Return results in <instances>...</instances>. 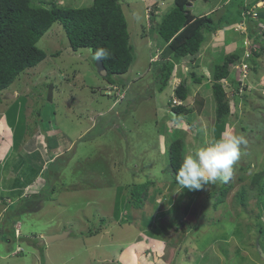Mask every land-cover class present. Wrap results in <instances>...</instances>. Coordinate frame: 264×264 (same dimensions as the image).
<instances>
[{
    "label": "rangeland",
    "instance_id": "rangeland-1",
    "mask_svg": "<svg viewBox=\"0 0 264 264\" xmlns=\"http://www.w3.org/2000/svg\"><path fill=\"white\" fill-rule=\"evenodd\" d=\"M92 1L57 0L59 4L73 7L86 6ZM146 1L121 0L136 58L130 76L104 78L98 61L93 60L92 50L73 51L62 24L56 22L38 42L48 53L47 58L28 68L6 91H0L3 92L0 98L14 112H21L26 104L32 107L33 116L28 125L34 126V122L44 117L45 122L43 120L40 126L50 127L57 137L52 144L58 143L59 133L65 141L72 139L65 152L57 150V156L46 161L49 163L47 177L46 165L35 177V181L42 183L35 189L43 187L52 196L46 200L33 199L34 204L20 201L13 207V204L9 207L13 200L10 196L16 198L19 193L16 199L23 198L30 187L16 191L17 186L11 183L19 185L27 180L24 176L18 179L19 175L16 179L12 176L13 168L5 167L11 163L8 154H12L20 141L19 128L14 127L4 142L0 140V159L5 157L1 170L4 177H0V264H130L126 255L129 248H133L137 256L134 263L142 260L140 264H165L172 258L168 264H264L260 251L264 253V203L259 206L257 198L250 197L244 209L240 199L235 201L234 197L255 171L264 168V54L259 58V69L249 70L242 79L240 92L244 91L245 97L227 90L234 111L235 132L247 140V144L241 146V156L233 166L232 177L226 183L205 185L200 194L199 190H188L189 193L197 191L191 201L187 199L189 194L182 196V192L169 200L178 189H175L177 183L168 161L172 139L167 134L173 137L175 131H182L185 155L190 149L202 146L206 139L222 134L224 127L217 123L213 126L215 103L209 82L210 66L226 52L225 48L221 49L226 44L225 35L236 42L243 37L241 42L245 43L247 39L242 33L236 36L233 28L226 29L219 39L215 38L219 31L208 33L201 54L186 57L167 87L159 91V81L153 71L164 42L156 28L151 27L173 7L174 0ZM229 2L195 0L192 9L198 15L221 10V15L228 16ZM253 5H257V0L251 2L252 8ZM249 44H244L245 51ZM153 51L158 55L155 54L154 59L150 56ZM243 69L240 74L245 72ZM188 71L203 76V82H195ZM234 75L233 71L231 76ZM186 77L191 93L185 104L193 111L175 119L171 108L174 90ZM110 83L120 87V93L127 90L113 110L116 97L104 93ZM246 85L249 89H245ZM115 95L118 98L119 94L115 92ZM229 122L224 132L231 131L232 122ZM0 132L3 138L5 131L0 129ZM36 134H29L28 138ZM44 140L46 144H41L40 148L50 157L52 154L47 151L51 147L46 137ZM160 163H165L164 169ZM25 171L34 175L31 168ZM50 182L53 187L49 186ZM143 183H147L144 191L137 186ZM224 185L229 187L228 192L225 201L218 203ZM130 191L133 195L140 193V198L133 200V203L139 201L135 206L137 211L130 205L126 208ZM145 194L150 198L143 199ZM239 210L241 215H238ZM15 217L16 221L10 222ZM13 229L15 237L9 234ZM91 229L95 232L98 229L100 233L87 235ZM65 232L64 239L52 242L46 243V239L40 242L38 237L32 239L35 234L50 236ZM151 234L168 236L170 246L162 254L151 244L159 237L149 236ZM44 243L47 246L42 252L40 246Z\"/></svg>",
    "mask_w": 264,
    "mask_h": 264
},
{
    "label": "trees",
    "instance_id": "trees-1",
    "mask_svg": "<svg viewBox=\"0 0 264 264\" xmlns=\"http://www.w3.org/2000/svg\"><path fill=\"white\" fill-rule=\"evenodd\" d=\"M193 1L174 0L173 7L163 14L162 19L155 24L157 26L151 27L156 28V31L164 42L163 50L160 52V59L156 62L157 64L153 71L154 76L156 77L157 75L159 81V91H163L167 87L177 65H181L186 57H196L201 52L208 32H214L217 29L226 30L228 28H234V25L244 19L245 11H249L251 8V2H247L248 0H230L227 6V9L230 10L228 16L220 15L219 17L212 12L198 15L193 12ZM156 7L158 8V6ZM56 22L62 24L70 45L74 50L90 48L94 54L98 47H104L111 52V58L99 60L102 67L108 72L104 78L109 80L112 79L113 75L130 76L129 71L136 58L121 0H93L90 4L81 7L59 4L57 0H0V91L10 87L28 68L37 66L47 58L48 53L38 46V42ZM261 22H264L263 8L258 9V19H253L250 15H247L248 31L246 30V34L251 40V46L249 48V56L245 60L242 59L245 57V47L240 48L238 41H232L226 46L225 54L223 53L222 57L218 61L212 62L210 66L209 82L215 103V122L221 126L227 125V118L231 114V105L227 92L231 88L226 87L224 84L232 75L231 66L235 64L241 65L242 62H246L249 65V70L253 72H256L261 66L259 58L264 54V31L263 34H259L258 31V25ZM234 33L238 36L239 32ZM155 54L157 52L153 51L150 55L153 57ZM239 70L236 71V76H233L232 88L236 91H239L242 84V80L237 77ZM188 72L195 82H203V76L198 75L194 71ZM188 77L182 79L175 88V95L183 101H186L191 93ZM245 89H247V86H245ZM200 103L203 104V101H200ZM174 104H172L171 108L176 114L175 117L172 115L175 119L180 118L184 113H191L193 111L192 107H188L185 104ZM42 122V120H39L38 125L36 124L37 126H25L26 134H22L32 135L37 133L33 142L31 138L28 143H36L35 138H38L40 141L39 146L36 147L32 144L29 146L25 145L28 141L27 138L24 140L21 138L18 146L8 156L11 159L10 165L5 164V167H12L20 178L24 176V179L27 180L26 183L21 182L19 184L21 188L17 187L16 191L21 192L23 188L30 185L29 192L26 196L16 199L20 196L18 193L16 198L12 197L13 205L11 207L14 204L20 203V201H23L21 203L27 202L34 204L33 199L39 200L43 198L46 200V198L52 196V193H46L47 189L43 187L35 189L36 186L42 184L41 182L35 181V177L43 171L47 161L45 159L46 153L40 149L41 144L43 146L46 144L44 137H46L51 147L49 150L53 152L50 157L47 156L48 160L55 154H58V151H53L57 144L51 143V141L57 140L54 136L49 137L46 134L45 129L40 126ZM40 132L44 133L41 134ZM40 134L43 136L42 140ZM181 134L182 131H175V136L173 135L171 138L172 141L169 146L168 161L174 173L175 183H177L175 179L176 173L184 157L185 140ZM58 146L61 147L59 143ZM67 148L68 146H62L64 151ZM47 153L49 152L47 151ZM47 164L49 165V163ZM1 167L3 168L4 165L0 163V169H2ZM26 168H31L34 171V175L32 176L30 172H26ZM242 168L246 169L244 166ZM46 170L47 177L49 168ZM49 186H52L51 182ZM137 186L144 191L147 183ZM228 188L225 185L222 187L220 197L218 196V203L225 201L224 198L226 197ZM180 190L183 193V195L182 193L180 195L184 196L185 193H188L190 198L191 193L187 192V189L180 188ZM201 192H204L203 188L199 190V194ZM140 193L133 195L130 191L127 206H138L139 201L133 203V200L135 198L139 199ZM249 194L252 195L250 196ZM145 196L149 197L145 194L143 199H145ZM234 197L235 201L236 198L240 199L244 209L248 207L250 197H256L259 206L260 203H264V168L255 171L250 181L247 184H243L241 189L234 194ZM234 208L236 210L238 209L235 205ZM240 210L238 215H241ZM14 219L17 218H13L10 222L16 221ZM64 229L67 230L69 228ZM98 233L99 231L95 232L91 229V232L88 231L86 234L93 236ZM9 234H13L15 237L14 229L10 230ZM86 234L83 233V235ZM151 236H155V234H151ZM157 236L162 238V235H156L155 237ZM37 237L40 242L45 240L44 236L37 234L32 239L36 240ZM46 243L40 246L42 252H44L47 246Z\"/></svg>",
    "mask_w": 264,
    "mask_h": 264
},
{
    "label": "clouds",
    "instance_id": "clouds-1",
    "mask_svg": "<svg viewBox=\"0 0 264 264\" xmlns=\"http://www.w3.org/2000/svg\"><path fill=\"white\" fill-rule=\"evenodd\" d=\"M252 1L253 0H250L249 2H252ZM258 7L264 9V0H257V5H253V8L251 6L249 11H245L244 19H242L239 23L234 25L235 27L233 28V31L234 32H239V33H242V34L245 32V34H243L244 35V39L245 38L247 39V41H245V43L241 42V39L243 37L238 41V45H239L240 48L245 47L244 44L246 45L249 42H250L249 45L251 46V40H250L249 37H247V34H246V30H247V26H248L247 15H250V17H252L253 19H258V10H255ZM152 8H155V7L152 6ZM147 10L150 11L152 9L149 6V9H147ZM205 14H208V13H205ZM150 16H151V14L148 15V17H150ZM158 21H160V20H157V22ZM154 26H157V25H154ZM258 28H259L258 29L259 30V34H262L263 31H264V22H261L258 25ZM216 31L225 32V30H223V29H217ZM214 32H210V33L208 32V33L211 34V33H214ZM208 33H207V35H208ZM248 40H249V42H248ZM204 44H205V42L203 43V45ZM249 45H248V47L246 48V51H245V56L246 57L249 56V52H248L249 48H250ZM223 48H221V49H223ZM80 49H83V48H80ZM80 49H78V50H80ZM78 50H74L73 49V51H78ZM200 54H201V52L198 55H200ZM111 55L112 54H111V52L108 49H106L104 47H98L95 50L94 54H93V60H95V61H99L101 59H105L106 60V59L111 58ZM246 57H244L242 59L245 60ZM151 58L154 59L153 57H151ZM98 65H99V69L103 68V67H101L100 62H98ZM231 68H232V72L233 71H237L238 69L241 70V69L244 68L243 70H245V72H243V74H241V76H240L241 80L243 79V77H246V75H248V73H249V65L246 62H242L241 65H236L235 64V65L231 66ZM174 74H175V72H174ZM224 84H225V86H228L229 88H231L230 90H233V92L235 91L236 93H238L239 96L245 97L246 93H244V91L242 93V92H240V89H239V91L234 90L232 88L233 87L232 84H230L228 81H225ZM241 87H242V84H241ZM8 88H10V87H8ZM105 88H104L105 89L104 93H106V95L114 94V97H116V100H115V102L113 101V106H112V109H114L117 106V104L126 96L125 92L127 90H124L123 93H120L121 92L119 90L120 87H118L117 85H113L112 83L108 84ZM247 88L249 89V87H247ZM7 89H5V90H7ZM242 89H243V87H242ZM114 90H118L119 93L117 91H114ZM115 92L117 94H119L118 98L115 95ZM174 92H175V90H174ZM0 93H3V92H0ZM8 94L11 95L10 93H8ZM186 101H183L182 99H180L176 95H175V97L173 99V102H175L174 105L185 104ZM230 105H231V114H232L234 112H233V108H232L231 102H230ZM20 113L24 116L23 124L27 127V125L29 124V119L32 118V116H33L32 107L26 104L24 106V110L21 109ZM214 114H215V110H214ZM41 115H43V112H41ZM175 116H176V114H175ZM235 116H236V114H235ZM39 120L43 121L44 117H41L40 119H38V121ZM38 121H36V123H38ZM31 122H33V121L30 120V123ZM36 123L34 122V126L36 125ZM214 123H216L215 120H214ZM228 123H229V120H227V124ZM59 135H61V134L59 133ZM62 137H64V136H62ZM66 142H68V146H69V143L71 142V139L66 141ZM58 143L60 144L59 137H58ZM246 144H247V140H246V138L243 135H237V134H234V133H229L227 131L222 133L218 138L206 139L202 146H197L194 149H190L188 154H186L183 157L182 162L180 164V167L178 168V171H177L176 176H175V179H176V182H177L178 186L181 189L200 190L205 185L215 184L218 181L219 182H225V183L228 182L229 179L232 177V174H233V166L236 164V162L239 160V158L241 156V146L242 145H246ZM62 151L65 152L63 149H62ZM55 156H57V154L52 156L51 159H49V160L47 159V161H51ZM0 163H1V165H4V159H0ZM47 167H48V164L46 163V168ZM164 168L165 167L163 166L162 169H164ZM29 189H30V187L26 190L27 193L29 192ZM10 198H12V197L10 196ZM12 204H13V200H12V202H10L9 207ZM97 231H98V229H97ZM55 234H59V233H55ZM55 234H51V235H55ZM47 236H49V235L44 236V238L46 239ZM21 250L23 251V249H21Z\"/></svg>",
    "mask_w": 264,
    "mask_h": 264
},
{
    "label": "crops",
    "instance_id": "crops-1",
    "mask_svg": "<svg viewBox=\"0 0 264 264\" xmlns=\"http://www.w3.org/2000/svg\"><path fill=\"white\" fill-rule=\"evenodd\" d=\"M146 3H148V0L146 1ZM147 6H150L149 4L147 5ZM212 13H214L216 16H219L220 17V15H221V10H213V11H211ZM207 13V12H206ZM222 16V15H221ZM222 34H224L225 35V32H223V31H220V33L215 37V38H217V39H219L220 37L222 38ZM224 40V42L226 41V44L224 43V48H226V46H228V43H230V42H232L231 40H229V37H228V35H225V38L223 39ZM164 47V46H163ZM163 47H162V49L161 50H163ZM222 47V48H223ZM161 50L159 51V52H161ZM158 52V53H159ZM151 56V55H150ZM158 55L156 54V57H157ZM182 65V64H181ZM181 65H178V66H176V69H175V72L177 73V71L178 70H180V67L179 66H181ZM236 72V71H235ZM239 72L240 71H238V74H237V77L238 78H240V76H241V74H239ZM180 76H181V74H180ZM179 76V77H180ZM236 76V75H235ZM176 77V76H175ZM253 77V76H252ZM251 77V78H252ZM228 82L230 83V84H232V86H233V76H231L230 77V79L228 80ZM4 98H6V97H4ZM3 98V99H4ZM7 99V98H6ZM212 99H213V97H212ZM1 101H3L2 100V98H0V129L1 130H3V131H5V136L3 135L2 137L3 138H0V140L2 139V141L4 142V140H5V138H7L8 137V135L13 131V129H14V127H18L19 128V136H20V141H21V138H23V140L25 139V138H27V144H25V145H30V143H28L30 140H31V138H32V142H33V139H34V137H35V135L34 136H32V137H29L28 138V136H29V134H27V135H22V134H26L25 133V125L23 124V122H24V116L20 113V111H13V109L12 108H9L5 103H4V101L3 102H1ZM96 102H98V101H96ZM22 109L24 110V106L22 107ZM113 110V109H112ZM11 112V117L9 116V113ZM234 112V111H233ZM237 113V112H236ZM235 113V114H236ZM227 120H230L231 122H232V127H230V132L229 133H234L236 130H237V128H236V125H234V122H233V120H232V114L227 118ZM36 123V122H35ZM230 123V122H229ZM37 125H38V123H36ZM214 124H216V123H214L213 122V126H214ZM36 125V126H37ZM231 125V124H230ZM234 126V127H233ZM239 126V125H238ZM221 127H224L223 129H222V133H224V129H226V128H228V125L226 126V125H223V126H221ZM10 130V131H9ZM239 132V131H238ZM0 134H1V132H0ZM234 134H236V132L234 133ZM168 135V137L169 138H172L171 136H170V134H167ZM40 137H41V140H42V138H43V136L40 134ZM54 138H56L57 139V137L56 136H54ZM11 139V138H10ZM22 140V141H23ZM35 140H36V144H34L33 146H39V143H40V141L38 140V138H35ZM72 140V139H71ZM1 141V142H2ZM20 141H18V143L20 142ZM55 141V140H54ZM14 142V141H13ZM59 142H60V144L59 145H61V147L59 148V146H58V144L55 142L54 144L56 145L57 144V146H56V148L53 150V151H57V150H62V146L63 145H65V146H68V142H66L65 140H64V137H62V136H60L59 135ZM22 143V142H21ZM20 143V144H21ZM5 145H3V147H4ZM22 146V145H21ZM11 147H9L8 149H10ZM40 149H42V148H40ZM68 149V148H67ZM3 150H5V147H4V149ZM15 150V149H14ZM29 150V149H28ZM66 151V150H65ZM7 152V151H6ZM9 152V151H8ZM42 152H43V150H42ZM162 154H163V152H164V150L162 149V151H160ZM49 153H52L51 152V150H49ZM43 155H44V153H43ZM156 155V153L154 152V156ZM8 156H9V154H8ZM45 156V155H44ZM184 156H185V154H184ZM5 157L3 156L1 159H4ZM7 159H9V157H7ZM45 159L47 160L48 159V157L47 156H45ZM5 161V160H4ZM163 161H165V160H163ZM162 165V167L165 165V163L164 164H162V163H160V166ZM2 168V167H1ZM1 170L2 169H0V177H1V175H2V172H1ZM12 172V176H14L15 178H16V176L18 175L17 173H15L14 172V170H12L11 171ZM4 177V176H3ZM3 177H1V179L3 178ZM17 178H20V176H17ZM16 178V179H17ZM15 181V180H14ZM17 181V180H16ZM12 184V186H17V187H20L19 185H17L15 182H12L11 183ZM175 189H178L177 190V192H175L173 195H170L169 196V200L171 199V198H173V196H178L180 193H181V190H180V187L176 184V187H175ZM156 192H158V191H156ZM161 193V192H160ZM159 193V194H160ZM197 194V191H194V192H192L191 193V196H190V198H189V200L191 201L192 200V197L194 196V195H196ZM195 198V197H194ZM193 198V199H194ZM133 208H135L134 206H132ZM126 208H127V205H126ZM135 210H136V208H135ZM137 211V210H136ZM187 220H189V218L187 219ZM189 224V223H188ZM143 230H145V228H143ZM184 230V229H183ZM182 230V231H183ZM181 231V232H182ZM187 232H188V228H187ZM142 235H144V234H142ZM149 236H151V235H149ZM145 237H146V235H145ZM151 237H155V236H151ZM166 237H168V236H165L164 235V237H162V238H159V239H154L155 240V242L154 241H152V243L151 244H153L154 245V247L156 248V249H158L159 250V252H160V254H162L163 252H165L166 251V248L168 247V246H170L168 243H167V238ZM141 239V236L139 237V239L138 240H140ZM160 239H162V240H160ZM143 241V240H142ZM141 241V242H142ZM148 242V241H147ZM149 244V243H148ZM167 245V246H166ZM145 246V245H144ZM175 247H177V246H175ZM162 252V253H161ZM157 254H159V253H157ZM160 254H159V256H160ZM126 255H128L129 257H128V262L130 263V264H140L141 262H142V260L141 261H137L138 263H134L135 261H136V258H137V256H135V252L133 253V248H129V250H127V252H126ZM138 257H139V255H138ZM161 257H163L162 255H161ZM50 261H52L51 259H50ZM170 262H172L173 261V258L171 259V260H169ZM169 261H167L166 260V263L165 264H168V262Z\"/></svg>",
    "mask_w": 264,
    "mask_h": 264
},
{
    "label": "water",
    "instance_id": "water-1",
    "mask_svg": "<svg viewBox=\"0 0 264 264\" xmlns=\"http://www.w3.org/2000/svg\"><path fill=\"white\" fill-rule=\"evenodd\" d=\"M98 62H99V61H98ZM100 65H101V64H100ZM101 67H102V65H101ZM100 73H101V75H102L103 77H106L107 74H108V72H107V70H106L105 68L100 69ZM65 236H66V233H64V234L50 235V236H47V237H46V241H47V242H52V241L57 240V239H64ZM260 251L262 252V254H263V256H264L263 251H262L261 249H260Z\"/></svg>",
    "mask_w": 264,
    "mask_h": 264
},
{
    "label": "bare ground",
    "instance_id": "bare-ground-1",
    "mask_svg": "<svg viewBox=\"0 0 264 264\" xmlns=\"http://www.w3.org/2000/svg\"><path fill=\"white\" fill-rule=\"evenodd\" d=\"M259 29V28H258ZM248 31V30H247ZM259 31V30H258ZM257 33V32H256ZM263 34V33H262ZM258 36V35H257ZM160 49V48H159ZM243 71V70H242ZM2 91H6L5 89L4 90H2ZM6 102H7V100H5ZM173 103H175V102H173ZM44 122H45V119H44ZM54 127H56V128H58L59 129V127L58 126H54ZM44 129H45V131L47 132L46 134L49 136V137H52V136H56V134L54 133V132H52V134L51 133H49L50 132V127H48V128H46L45 126H44Z\"/></svg>",
    "mask_w": 264,
    "mask_h": 264
}]
</instances>
